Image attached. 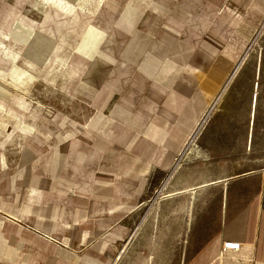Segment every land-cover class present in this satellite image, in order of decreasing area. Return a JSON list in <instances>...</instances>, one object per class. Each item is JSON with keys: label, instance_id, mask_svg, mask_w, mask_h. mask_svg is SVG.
<instances>
[{"label": "rangeland", "instance_id": "374dc122", "mask_svg": "<svg viewBox=\"0 0 264 264\" xmlns=\"http://www.w3.org/2000/svg\"><path fill=\"white\" fill-rule=\"evenodd\" d=\"M237 1L76 0L73 18L70 0H0V264L192 255L190 187L264 168L263 77L252 147L230 154L264 66V0L257 16ZM218 191L195 192L193 211L215 215Z\"/></svg>", "mask_w": 264, "mask_h": 264}, {"label": "crops", "instance_id": "0c3cea01", "mask_svg": "<svg viewBox=\"0 0 264 264\" xmlns=\"http://www.w3.org/2000/svg\"><path fill=\"white\" fill-rule=\"evenodd\" d=\"M237 3L244 6L242 8L244 11L254 13L260 11L259 6L251 7L253 3H250V0H238ZM238 69L236 68L235 71ZM251 76L252 81L255 82L251 86V91L246 90L248 92L246 103L238 106L239 120L236 121L235 129L231 127L236 131H231L230 154L245 155L252 147L259 102L257 96L259 84L256 80L260 77H263L261 123L264 141V66L260 67L257 64L251 71ZM259 149L260 154L264 156V142ZM260 172H263V179L255 180L254 177ZM212 185L219 186L217 197L209 196V199L213 198V200L207 202L216 205L215 215L207 217L206 209L194 212V206L199 200L195 192L206 190ZM189 191L190 196L182 201L183 214L178 218L181 221L178 224L183 225L181 234L186 236L191 231L193 222L199 221V223L195 233L189 236L191 239L188 237V240L185 239L186 242L183 241L186 243L183 251H187L188 246L192 248L197 247L195 244L199 245L193 249V252L190 250L192 255L179 261V264H264V208L260 195L264 191V168L249 169L231 176L205 181L190 187Z\"/></svg>", "mask_w": 264, "mask_h": 264}, {"label": "bare ground", "instance_id": "6f19581e", "mask_svg": "<svg viewBox=\"0 0 264 264\" xmlns=\"http://www.w3.org/2000/svg\"><path fill=\"white\" fill-rule=\"evenodd\" d=\"M75 1L76 0H70V2H71V5H70V7H71V9H70V12H73V15H72V17L73 18H75L76 17V15H77V11H78V8H76L75 6H74V3H75ZM88 8V7H87ZM86 11V10H85ZM113 21V20H112ZM111 23V22H110ZM15 26H20V27H26V28H28V29H30V30H32L30 27H27V26H24L22 23H20L19 21H16L15 22V24H13L12 25V28L10 29V32L11 33H13V34H15V30H14V28H15ZM88 28H95V29H98V28H96L95 26H93L92 24H90V23H87L86 25H85V27H84V31H83V34L87 31V29ZM98 30H100V29H98ZM102 31V30H101ZM36 34H39V33H36ZM82 34V35H83ZM79 56H81L82 58H83V60H85L87 63H89V61H88V59L86 58V57H84V56H82V55H79ZM99 58L101 59V60H104L105 62H107L108 63V61H107V59L105 58V57H103V56H101L100 55V53H99ZM86 69H87V67L85 68V70H84V74H85V71H86ZM12 71V66L10 67V69H9V71H8V73L9 72H11ZM8 75V74H7ZM69 77V76H68ZM11 88V87H10ZM12 89V88H11ZM13 90V89H12ZM11 91V90H10ZM254 97V96H253ZM255 100V99H254ZM1 103V102H0ZM3 108V107H2ZM251 109V108H250ZM251 117V116H250ZM1 119V118H0ZM252 121V120H251ZM250 121V122H251ZM3 123V122H2ZM24 127H26L27 128V126L26 125H24ZM22 134V133H21ZM22 136V135H21ZM249 137V136H248ZM147 140V139H146ZM248 144V143H247ZM163 148H165V149H167V150H169L168 149V147L166 146V145H164V146H162ZM174 149H172V150H169V151H173ZM168 151V152H169ZM190 151V150H189ZM188 151V152H189ZM168 154V153H167ZM168 156V155H167ZM148 163V162H147ZM167 167V164L165 163V165H164V168H166ZM220 182V181H219ZM212 184V183H211ZM210 185V184H209ZM169 195H172L171 193L170 194H168V195H165V197H167V196H169ZM188 209V208H187ZM71 227V226H70ZM188 229V228H187ZM118 257V256H117Z\"/></svg>", "mask_w": 264, "mask_h": 264}, {"label": "water", "instance_id": "95a60500", "mask_svg": "<svg viewBox=\"0 0 264 264\" xmlns=\"http://www.w3.org/2000/svg\"><path fill=\"white\" fill-rule=\"evenodd\" d=\"M196 133H197V131L194 133V136H195ZM194 136H193V137H194ZM193 137H192V138H193Z\"/></svg>", "mask_w": 264, "mask_h": 264}]
</instances>
